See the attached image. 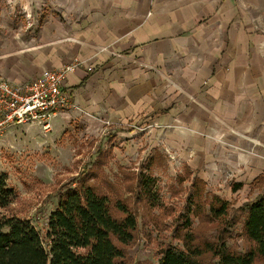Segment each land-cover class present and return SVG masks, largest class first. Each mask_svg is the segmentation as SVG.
<instances>
[{
	"label": "crops",
	"instance_id": "0c3cea01",
	"mask_svg": "<svg viewBox=\"0 0 264 264\" xmlns=\"http://www.w3.org/2000/svg\"><path fill=\"white\" fill-rule=\"evenodd\" d=\"M3 1L1 78L23 88L47 69L84 62L63 87L75 109L51 125L147 118L194 153L204 135L225 133L235 162L258 161L251 149L264 147V0ZM16 12L27 26L15 24Z\"/></svg>",
	"mask_w": 264,
	"mask_h": 264
},
{
	"label": "rangeland",
	"instance_id": "374dc122",
	"mask_svg": "<svg viewBox=\"0 0 264 264\" xmlns=\"http://www.w3.org/2000/svg\"><path fill=\"white\" fill-rule=\"evenodd\" d=\"M1 8L8 10L3 0ZM12 19L17 26L28 25L18 12ZM28 125L0 134V172L8 174L17 194L12 205L0 208V215L25 218L45 235L59 196L85 184L114 202L127 203L138 217V232L124 264H158L166 247L183 249L189 236L195 246L224 239L231 251L254 248L236 209L264 195V147L251 149L257 162L240 164L225 133L214 139L204 135L201 151L194 153L192 143L147 118L122 122L79 116L63 126L52 124L49 130ZM141 173L156 181V207L141 192ZM237 184L243 188L234 191ZM216 198L227 202V216L211 212ZM203 257L213 260L211 254ZM255 264H264V259Z\"/></svg>",
	"mask_w": 264,
	"mask_h": 264
},
{
	"label": "trees",
	"instance_id": "16d2710c",
	"mask_svg": "<svg viewBox=\"0 0 264 264\" xmlns=\"http://www.w3.org/2000/svg\"><path fill=\"white\" fill-rule=\"evenodd\" d=\"M155 182L145 173L139 177L141 192L154 207L159 203ZM241 188L237 184L233 190ZM16 196L8 174L0 172V208L7 209ZM216 201L211 212L216 217L227 216V202ZM57 202L45 235L25 218L0 215V264H124L126 250L138 232V217L127 203L114 202L85 184L66 190ZM236 210L241 212L245 237L254 244L252 250L231 251L224 239L216 245L195 246L189 236L183 249L166 247L158 264H255L256 259H264V195ZM206 253L212 261L204 259Z\"/></svg>",
	"mask_w": 264,
	"mask_h": 264
},
{
	"label": "built area",
	"instance_id": "2783aa9c",
	"mask_svg": "<svg viewBox=\"0 0 264 264\" xmlns=\"http://www.w3.org/2000/svg\"><path fill=\"white\" fill-rule=\"evenodd\" d=\"M82 65L84 62L77 57L58 69L45 70L23 88L0 77V134L19 124L38 123L49 130L58 112L75 109L76 105L63 87L68 75Z\"/></svg>",
	"mask_w": 264,
	"mask_h": 264
}]
</instances>
